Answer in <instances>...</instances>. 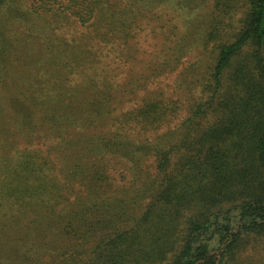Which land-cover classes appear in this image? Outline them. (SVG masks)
Returning <instances> with one entry per match:
<instances>
[{
	"label": "trees",
	"instance_id": "16d2710c",
	"mask_svg": "<svg viewBox=\"0 0 264 264\" xmlns=\"http://www.w3.org/2000/svg\"><path fill=\"white\" fill-rule=\"evenodd\" d=\"M257 250L264 0H0V264Z\"/></svg>",
	"mask_w": 264,
	"mask_h": 264
},
{
	"label": "rangeland",
	"instance_id": "374dc122",
	"mask_svg": "<svg viewBox=\"0 0 264 264\" xmlns=\"http://www.w3.org/2000/svg\"><path fill=\"white\" fill-rule=\"evenodd\" d=\"M239 17V14L238 13H236V15H233L232 16V19L234 20V21H236V19ZM173 79V77H168V79H165V80H163V79H161L162 81V83H164V84H167V83H171V80ZM170 91V90H169ZM171 92V91H170ZM192 92H193V94L195 95V96H199V89L197 88V89H193L192 90ZM179 119V118H178ZM176 124V122H173L172 123V125H171V127L173 126V125H175ZM252 249L251 248H248L247 249V251H246V257L248 256V255H251L252 254ZM252 256H253V254H252ZM260 257H264V253L263 252H261V251H259V250H257V252L255 253V259H257V258H260ZM14 264V263H13Z\"/></svg>",
	"mask_w": 264,
	"mask_h": 264
}]
</instances>
